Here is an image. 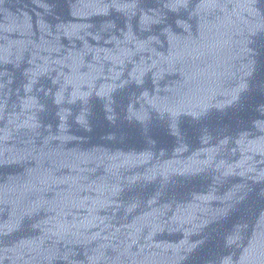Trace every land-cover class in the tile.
Returning <instances> with one entry per match:
<instances>
[{"label":"water","instance_id":"1","mask_svg":"<svg viewBox=\"0 0 264 264\" xmlns=\"http://www.w3.org/2000/svg\"><path fill=\"white\" fill-rule=\"evenodd\" d=\"M0 264H264V0H0Z\"/></svg>","mask_w":264,"mask_h":264}]
</instances>
